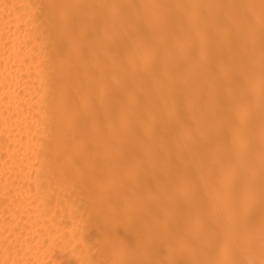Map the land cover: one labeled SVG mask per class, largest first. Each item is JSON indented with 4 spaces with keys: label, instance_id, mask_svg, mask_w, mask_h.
I'll return each mask as SVG.
<instances>
[{
    "label": "bare ground",
    "instance_id": "6f19581e",
    "mask_svg": "<svg viewBox=\"0 0 264 264\" xmlns=\"http://www.w3.org/2000/svg\"><path fill=\"white\" fill-rule=\"evenodd\" d=\"M0 264H264V0H0Z\"/></svg>",
    "mask_w": 264,
    "mask_h": 264
}]
</instances>
